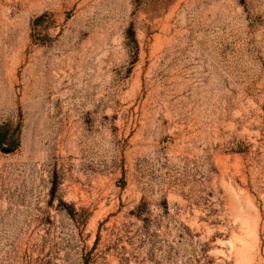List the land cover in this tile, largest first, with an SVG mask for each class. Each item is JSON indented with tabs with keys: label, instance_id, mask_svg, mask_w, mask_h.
<instances>
[{
	"label": "rangeland",
	"instance_id": "obj_1",
	"mask_svg": "<svg viewBox=\"0 0 264 264\" xmlns=\"http://www.w3.org/2000/svg\"><path fill=\"white\" fill-rule=\"evenodd\" d=\"M0 264H264V0H0Z\"/></svg>",
	"mask_w": 264,
	"mask_h": 264
}]
</instances>
